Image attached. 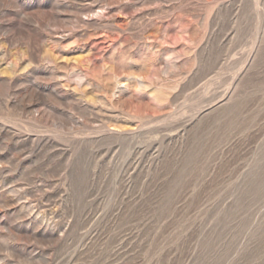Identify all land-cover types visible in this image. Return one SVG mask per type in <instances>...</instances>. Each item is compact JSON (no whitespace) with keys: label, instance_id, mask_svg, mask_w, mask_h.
<instances>
[{"label":"rangeland","instance_id":"1","mask_svg":"<svg viewBox=\"0 0 264 264\" xmlns=\"http://www.w3.org/2000/svg\"><path fill=\"white\" fill-rule=\"evenodd\" d=\"M0 264H264V0H0Z\"/></svg>","mask_w":264,"mask_h":264},{"label":"bare ground","instance_id":"2","mask_svg":"<svg viewBox=\"0 0 264 264\" xmlns=\"http://www.w3.org/2000/svg\"><path fill=\"white\" fill-rule=\"evenodd\" d=\"M100 4H101V3H100ZM120 7H121V6H120ZM100 9H101V8H100ZM94 10H95V9H94ZM91 11H92V9H91ZM104 11H105V10H104ZM97 12H98V11H97ZM100 12H101V11H100ZM100 12H99V13H100ZM92 13H94V12H92ZM97 15H98V14H97ZM90 16H91V15H90ZM99 16H100V15H99ZM92 17H93V16H92ZM96 18H98V17H96Z\"/></svg>","mask_w":264,"mask_h":264}]
</instances>
